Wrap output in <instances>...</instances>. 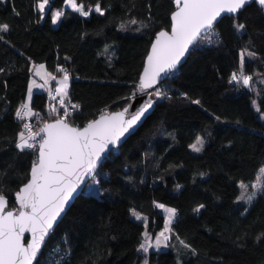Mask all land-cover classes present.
Masks as SVG:
<instances>
[{
  "label": "trees",
  "instance_id": "16d2710c",
  "mask_svg": "<svg viewBox=\"0 0 264 264\" xmlns=\"http://www.w3.org/2000/svg\"><path fill=\"white\" fill-rule=\"evenodd\" d=\"M39 1L0 0V24L9 26L0 31V195L10 207L37 159V151L17 147L22 124L16 113L31 63L57 74L67 69L68 99L77 106L70 123L82 127L134 95L151 41L169 30L174 10L171 0H77L92 9L83 16L64 9V0H50L43 18ZM53 9L63 11L57 25ZM233 73L240 78L232 80ZM242 76L250 77L248 85ZM157 88L164 94L154 92L152 113L100 163L98 195L83 189L36 264H142L139 245L164 226L156 203L176 215L167 247L150 250L147 264H236L215 259L217 247L264 264V191L250 203L238 199L248 195L241 183L255 181L264 167V8L252 3L221 18ZM52 103L42 91L30 105L51 117ZM195 108L201 116L184 114ZM198 136L204 144L196 152L190 145Z\"/></svg>",
  "mask_w": 264,
  "mask_h": 264
},
{
  "label": "snow or ice",
  "instance_id": "6c2138e0",
  "mask_svg": "<svg viewBox=\"0 0 264 264\" xmlns=\"http://www.w3.org/2000/svg\"><path fill=\"white\" fill-rule=\"evenodd\" d=\"M64 2L83 16H88L92 11V9L85 11L84 5L77 4V0H64ZM247 2L248 0H176L178 10L172 14L174 23L171 33L161 31L157 34L147 57L144 72L140 77L138 90L144 91L152 88L162 74L176 68L181 58L189 51V46L197 41L202 32L211 29L222 13H237ZM48 3L49 0L38 2L37 7L40 12L45 11ZM258 3L264 6V0H258ZM95 11L103 15L99 3L96 4ZM61 15L62 12L57 11L53 16V23ZM8 27L7 24H0V31H7ZM239 27L244 26L239 25ZM245 54L246 52L240 54L241 66L244 63ZM247 55H252V53H247ZM39 67L42 69L44 65ZM61 71L65 74L57 92L61 95L60 103L63 105V97L67 96L69 76L66 70L61 69ZM239 78L236 73L232 74V80ZM249 81L250 77L242 76L244 85H248ZM43 86L33 81L29 87V100L32 88ZM156 95L159 96L160 93L157 92ZM194 103H199V101H194ZM151 105L152 102L149 100L128 120L123 119L128 111L125 109L123 112L113 113L110 116H101L100 119L89 122L83 128L71 127L65 118H60L53 123L45 124L40 129L45 136L39 142L38 160L32 165L30 180L16 193L19 203V210L16 214L13 211H5L7 201L3 195H0V264H33L44 238L64 210L69 198L76 191L77 182L81 179V171L90 173L108 144L119 140ZM52 111L55 112L56 109L53 108ZM16 115L23 119L34 113L28 103H25L17 110ZM67 115L68 112L65 110L64 116L67 117ZM23 127L29 131V136L26 138L25 133L21 131L17 147L21 150L36 147L29 140H34L35 136L40 133H32L31 126L27 123ZM203 144V139L198 136L190 148L199 152ZM240 187L247 190L248 185L241 183ZM252 187L264 191V188L258 184ZM255 196L256 192H253L246 197H238V199L243 198L250 203ZM157 207L167 213L164 230L157 235L155 241L159 246L168 239L165 233L170 231L169 226L176 215V209L163 204H158ZM199 207L202 208L203 205ZM133 214L137 219H141L138 213ZM25 232L31 233V240L27 246L22 243ZM145 235L147 236V233ZM140 247L147 251L145 244H141Z\"/></svg>",
  "mask_w": 264,
  "mask_h": 264
},
{
  "label": "rangeland",
  "instance_id": "374dc122",
  "mask_svg": "<svg viewBox=\"0 0 264 264\" xmlns=\"http://www.w3.org/2000/svg\"><path fill=\"white\" fill-rule=\"evenodd\" d=\"M40 2V1H39ZM78 4V3H77ZM49 7H50V0H49V3L48 5H46L45 7V11L43 12L42 16L44 18L46 12L49 10ZM38 8V7H37ZM63 8H69V9H73L71 6L67 5L65 2H64V6ZM39 10V9H38ZM75 10V9H74ZM85 10V9H84ZM89 10V9H88ZM88 10H85V11H88ZM40 11V10H39ZM57 11H60L63 13L62 9H53V11L51 12V18H52V23H53V16L55 15V13ZM61 17V16H60ZM59 17V19H60ZM59 19L56 20L55 23H53V25H57L58 22H59ZM203 38V36H202ZM200 41V39H199ZM198 41V42H199ZM40 65H44V68H40L39 66ZM37 72H39V75H37ZM62 73L61 74H57V73H53V72H50L47 70L46 66L44 63H35V62H32L31 63V77L29 79V83H28V89H27V93H26V99H25V103H28L32 113H34V115H29V116H26L24 117L23 119H21V131H23L24 129V124L27 123L31 126V132L32 133H39L40 132V129L46 124L48 123L49 121H51L50 119H60V118H65L66 119V122L70 123V120H71V111H77V106L75 107V110L74 109H71V107H69L68 105L70 104V101L68 99V88H69V84H70V81H71V78L69 76V81H68V87H67V96L63 97L64 99V104L62 105L60 103V100H61V95L57 92V89L61 87V84H60V81L63 79L64 77V71H61ZM53 77L55 79H53ZM73 79V78H72ZM35 81V83L37 85H44L43 87H33L32 88V95H31V99H32V96L35 92H46L50 98L52 99V104H51V108H55L56 111H51V114L52 116L51 117H48V116H43L41 113H36L35 110L33 108H31V99L29 100V87L30 85H32V82ZM47 81V82H46ZM157 91L159 92L158 88L156 87L152 92V96H156L154 94V92ZM54 93V95H53ZM164 93H161L160 95H162ZM65 110H67L68 112V115L67 117L64 116V112ZM195 110V114L196 116H201L200 114V110H198L197 108L195 109H191V110H187L184 112L185 115H193L191 112ZM191 113V114H190ZM203 114L209 119L212 117V114L211 113H204ZM71 124V123H70ZM20 131V132H21ZM19 132V133H20ZM25 133V137L27 138L29 136V131L27 129H25L23 131ZM36 137V136H35ZM43 139V135H40L38 136L37 138V142L36 141H33V140H29L30 143H33L36 145V147L32 148L31 151H37V147L39 145V142L42 141ZM20 142V138L18 140V143ZM27 149V148H26ZM31 149V148H30ZM29 151V149H27ZM263 168H260L257 172V175H256V179L255 181H253L252 183H250L248 185V188L247 190H245L246 192H248V195H250L251 193L253 192H256V195L261 191V190H258L257 188H253L252 186L253 185H260V187L262 188V180L264 179V171H262ZM84 191L86 193H90V194H95V195H98L99 193V189H98V185H96L94 183V176L92 178L89 179V181L86 183L85 187H84ZM158 204H162V203H156V207ZM165 205V204H163ZM166 207H169V208H172L168 205H165ZM157 209L160 211V213L162 215H164V226L161 230H159L154 237L152 236H148L149 238H147V243L146 241H143L141 244H145V247L147 248V251H144L140 245L138 247V251L143 254L145 257L143 258V262L142 264H145L146 262V254H148V252L150 250H163L167 247V241L169 239V234H170V231H168L167 233H165V235L168 237V239L160 244L159 246L156 245L155 241H156V237L157 235L164 230V227H165V221L167 219V213L157 207ZM141 219H137L139 221L142 220V223H146L144 217L140 216ZM173 221V220H172ZM170 227V226H169ZM163 239V238H161ZM214 258L215 259H220V260H232L234 263L236 264H250L249 262H247L237 251H226V250H223L221 248H215V251H214Z\"/></svg>",
  "mask_w": 264,
  "mask_h": 264
},
{
  "label": "water",
  "instance_id": "95a60500",
  "mask_svg": "<svg viewBox=\"0 0 264 264\" xmlns=\"http://www.w3.org/2000/svg\"><path fill=\"white\" fill-rule=\"evenodd\" d=\"M171 1H172L173 4H174V10H173V12H172L171 15H170V28H169V30L162 29V30L158 31V32L155 34L153 40L151 41V44H150L149 49H148V52H147V54H146V56H145V58H144V62H143V66H142L141 72H140V74H139L138 80H137L136 85H135L134 95H133L130 99H128V100L126 101V103H125L120 109H116V110L111 111V112L103 113V114L97 116V117H96L95 119H93L92 121L100 119L101 116H110V115H112L113 113H120V112H123L125 109H127L128 111L124 114L123 119H124V120H128V119L131 118V116H132L136 111L139 110L140 107H142V106H143L145 103H147L149 100H151V102H152L151 107L148 108V109L146 110V112L141 116V118H140V119H139V120H138V121H137V122H136L131 128H129L128 131L125 132L124 135L121 136V137L119 138V140H117L115 143H109V144H108V146L105 148V150L100 154L99 159L96 161V165H95V167L92 169V171H91L90 173H84L83 171H81V173H80V175H81V179L77 182L76 191H75V192L72 194V196L69 198L68 202L66 203V205H65V207H64V210H63V211L60 213V215L57 217L56 221L53 223V227H52V229L49 230L48 235L44 238V241H43V243L41 244V247H40V251L37 253L36 259L33 261V264H36V261H37L38 257L41 255L42 250H43V248H44V246H45V244H46V241H47L48 237H49L50 234L53 232V230L55 229V227L57 226V224L60 222L61 218L64 216V214L66 213V211L69 209V207L71 206V204L74 202L75 198H76V197H77V196L83 191V189H84L86 183L89 181V179L92 178V177L95 175V173H96V171H97V169H98L100 163L102 162V160L108 155V153L110 152L111 149H113V148H118L119 146H121V145L125 142V140H126L129 136H131V135H132V134H133V133H134V132H135V131L141 126V125H142V123L144 122V120H145V119H146V118L152 113L153 108H154V97L152 96L151 92H152V91H153V90H154V89H155L160 83H162L164 80H166V79L168 78V76H169L172 72L176 71L180 66H182V65L186 62V60H187V58H188V56H189V54H190L191 49L195 46V44L199 41V39H200L204 34H206V33L210 30V29H209V30H207V31H205V32H202L201 35H200V37H198L197 41L194 42L193 45H190V46H189V51H188L187 53H185V55L181 58L180 62L177 64V66H176L175 69H173V70H171V71H169V72H167V73L162 74V75H161V78L158 80V82H157L155 85H153L152 88L145 89L144 91H139L137 86H138V84H139V82H140V77H141L142 73L144 72V69H145V66H146L147 57H148V55H149L150 52H151L152 44L155 42L157 34H158L159 32H161V31H166V32H168V33H171L172 25H173V23H174V22H173V19H172V14H173L175 11L178 10V5L176 4V0H171ZM252 3H255V4H256L258 7H260V8H264V6H262V5H260V4L258 3V0H248V2L243 6V8L240 9L237 13H227V12L222 13L221 16L217 18V21L214 22L212 28H213V27H214V26H215V25L221 20V18H223V17H225V16H237V14H238L240 11H242L246 6H248V5L252 4ZM181 6H182V5H181ZM212 28H211V29H212ZM55 120H56V119L51 120V121H49V122L46 123V124L53 123ZM67 123H68V122H67ZM68 124H69L71 127H74V128H83V127H85L88 123H87L86 125L82 126V127H76V126H74V125H72V124H70V123H68ZM44 126H45V125H44ZM44 126H43V127H44ZM43 127H42V128H43ZM39 133L42 134L43 136H45V133H43V132H39ZM38 155H39V147H38V149H37V159H36V161L38 160ZM32 165H33V164H32ZM31 168H32V166L30 167L29 175H28V179H27V181H26L24 184H22V185L20 186L19 190H18L16 193H18V192L20 191V189H21L25 184H27L28 181L30 180V178H31ZM73 179H75V178H73ZM16 193L13 195V202H14V206H13V207H10V206H9V203H8L7 199L5 198L6 201H7V205H6L5 211H13L14 214H16V213L18 212V210H19V203H18V201H17V199H16ZM30 240H31V233H30V232H25L24 236L22 237V243H23L25 246H27V244L30 242Z\"/></svg>",
  "mask_w": 264,
  "mask_h": 264
},
{
  "label": "built area",
  "instance_id": "2783aa9c",
  "mask_svg": "<svg viewBox=\"0 0 264 264\" xmlns=\"http://www.w3.org/2000/svg\"><path fill=\"white\" fill-rule=\"evenodd\" d=\"M53 95H54V93H53ZM68 106L71 107V106H72L71 103H70ZM71 109H74V110H75V107L72 106ZM86 123H88V122H86ZM24 130H25V129H23V131H24ZM40 135H42V134L37 135L33 141H36V142H37V138H38V136H40ZM43 138H44V136H43ZM38 147H39V145H38ZM38 147H37V148H38ZM29 150H32V148H31V149L29 148Z\"/></svg>",
  "mask_w": 264,
  "mask_h": 264
},
{
  "label": "bare ground",
  "instance_id": "6f19581e",
  "mask_svg": "<svg viewBox=\"0 0 264 264\" xmlns=\"http://www.w3.org/2000/svg\"><path fill=\"white\" fill-rule=\"evenodd\" d=\"M211 30V29H210ZM209 30V31H210ZM64 70H67V69H65V68H63ZM67 72V71H66ZM68 73V72H67ZM76 113V111H71V117L70 118H73V116H74V114ZM91 122V121H90ZM89 123V122H88ZM87 124V123H86ZM85 124V125H86ZM27 149H29V148H27ZM29 151H31V150H29Z\"/></svg>",
  "mask_w": 264,
  "mask_h": 264
}]
</instances>
